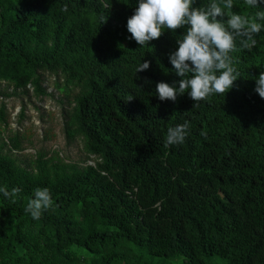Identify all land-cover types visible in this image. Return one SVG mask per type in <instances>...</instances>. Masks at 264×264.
Masks as SVG:
<instances>
[{"label":"trees","instance_id":"obj_1","mask_svg":"<svg viewBox=\"0 0 264 264\" xmlns=\"http://www.w3.org/2000/svg\"><path fill=\"white\" fill-rule=\"evenodd\" d=\"M233 5L264 11V0ZM137 6L0 0V121L7 97H53L43 83L53 74L65 142L84 152L77 162L43 149L21 160L18 131H0V187L21 189L14 203L0 193V264H264V98L255 91L264 29L251 49L236 39L240 76L227 94L196 106L188 93L161 101L156 84L183 79L170 55L185 29L142 47L127 30ZM144 61L150 68L137 73ZM24 118L23 104L16 122ZM186 120L185 142L166 147L167 129ZM37 187L53 205L34 220L25 208Z\"/></svg>","mask_w":264,"mask_h":264},{"label":"clouds","instance_id":"obj_2","mask_svg":"<svg viewBox=\"0 0 264 264\" xmlns=\"http://www.w3.org/2000/svg\"><path fill=\"white\" fill-rule=\"evenodd\" d=\"M261 2L245 0L246 5L252 8L259 7ZM194 3L195 0H138L134 14L127 20L130 38L142 47L159 39L165 29L172 32L185 29V34L177 38L178 49L170 55L176 75L183 79L172 85L157 83L155 91L161 101L175 102L178 96L188 93L196 106L214 94H227L240 76L230 56L236 49V39L240 38L243 48L251 49L257 43L255 36L264 29V24L258 22L264 21V11H257L252 16L242 15L232 11L233 0H210L207 6L200 7H194ZM62 10L66 12L68 6ZM150 64V61L142 62L136 72L149 69ZM255 91L264 98V71L256 78ZM189 128L187 120L170 126L165 146L183 144ZM20 192L19 187L11 191L6 186L0 187V193L13 203ZM52 205L50 190L37 187L33 196L27 199L25 211L38 220Z\"/></svg>","mask_w":264,"mask_h":264},{"label":"rangeland","instance_id":"obj_3","mask_svg":"<svg viewBox=\"0 0 264 264\" xmlns=\"http://www.w3.org/2000/svg\"><path fill=\"white\" fill-rule=\"evenodd\" d=\"M43 78V83L49 86L48 89L52 91L53 97L46 96L42 100L35 98L34 95L5 98L3 101L6 104V121L5 123L0 121V131L5 137H9L14 134V131H18L22 150L16 151L15 154L21 160H28L39 149H43L48 154L57 151L59 156L66 161H80L84 156L82 145L79 142L67 145L62 133L60 106L55 99L60 97L62 93L54 89V75L44 73ZM1 87H4L3 83H1ZM7 90H10V87ZM31 93L32 88H30ZM23 104L25 106V118L17 123L16 119ZM40 104L41 106H39ZM89 162L93 163V160ZM144 254L147 262L150 263L151 256H148L147 253ZM152 259L155 264L160 257H153ZM174 260L163 259L159 264L183 263L182 260Z\"/></svg>","mask_w":264,"mask_h":264}]
</instances>
